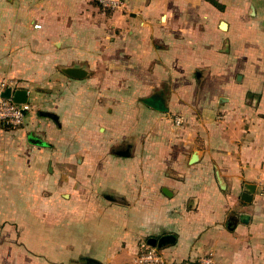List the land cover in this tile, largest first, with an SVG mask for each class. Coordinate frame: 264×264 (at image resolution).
Wrapping results in <instances>:
<instances>
[{"label":"crops","instance_id":"0c3cea01","mask_svg":"<svg viewBox=\"0 0 264 264\" xmlns=\"http://www.w3.org/2000/svg\"><path fill=\"white\" fill-rule=\"evenodd\" d=\"M122 1L0 0V264H264V0Z\"/></svg>","mask_w":264,"mask_h":264},{"label":"built area","instance_id":"2783aa9c","mask_svg":"<svg viewBox=\"0 0 264 264\" xmlns=\"http://www.w3.org/2000/svg\"><path fill=\"white\" fill-rule=\"evenodd\" d=\"M103 10H119L123 6L122 0H98ZM10 88L13 90V85L0 83V127L19 128L24 124L26 113L30 111V106L25 104L14 103L11 99L4 98L2 93ZM176 126L183 125V118L176 116L174 118ZM264 189V183L262 185ZM136 264H165V259L162 254L149 245L142 244L141 251L135 258ZM198 264H214L210 258H202Z\"/></svg>","mask_w":264,"mask_h":264},{"label":"water","instance_id":"95a60500","mask_svg":"<svg viewBox=\"0 0 264 264\" xmlns=\"http://www.w3.org/2000/svg\"><path fill=\"white\" fill-rule=\"evenodd\" d=\"M64 73L69 77L75 79H81L85 76V72L80 68H68L64 70ZM2 96L4 98L11 99L14 103L17 104H25L27 103V92L25 90H16L13 91L10 88H7L3 93ZM29 142L34 145H42L43 143L40 142L37 135L31 136ZM243 219V218H242ZM168 241L167 237L161 238L159 241L155 239H151V246L152 247H161L164 243Z\"/></svg>","mask_w":264,"mask_h":264},{"label":"trees","instance_id":"16d2710c","mask_svg":"<svg viewBox=\"0 0 264 264\" xmlns=\"http://www.w3.org/2000/svg\"><path fill=\"white\" fill-rule=\"evenodd\" d=\"M212 3H214V4H215V2H214V1H212Z\"/></svg>","mask_w":264,"mask_h":264}]
</instances>
